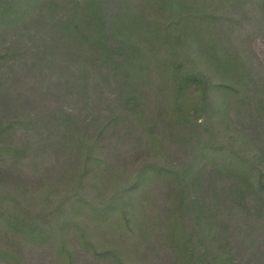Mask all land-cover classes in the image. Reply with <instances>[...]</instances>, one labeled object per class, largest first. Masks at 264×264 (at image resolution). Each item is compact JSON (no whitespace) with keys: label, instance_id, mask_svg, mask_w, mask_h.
<instances>
[{"label":"trees","instance_id":"16d2710c","mask_svg":"<svg viewBox=\"0 0 264 264\" xmlns=\"http://www.w3.org/2000/svg\"><path fill=\"white\" fill-rule=\"evenodd\" d=\"M255 40L264 0H0V264H264Z\"/></svg>","mask_w":264,"mask_h":264},{"label":"rangeland","instance_id":"374dc122","mask_svg":"<svg viewBox=\"0 0 264 264\" xmlns=\"http://www.w3.org/2000/svg\"><path fill=\"white\" fill-rule=\"evenodd\" d=\"M252 47H253V50H254L255 54L259 58L260 62L262 64H264V43L262 41H260V40H255V42L253 43ZM34 79L35 78H33V77L24 79L23 80V82H24L23 89L24 90H29V88L33 84V80ZM40 264H51V263H50V260L47 258L45 261L43 259Z\"/></svg>","mask_w":264,"mask_h":264}]
</instances>
